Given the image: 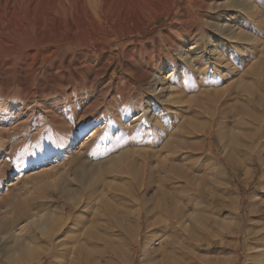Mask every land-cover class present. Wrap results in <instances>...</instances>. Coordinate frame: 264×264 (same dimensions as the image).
<instances>
[{"label":"rangeland","instance_id":"1","mask_svg":"<svg viewBox=\"0 0 264 264\" xmlns=\"http://www.w3.org/2000/svg\"><path fill=\"white\" fill-rule=\"evenodd\" d=\"M135 1L122 20L101 0H0V264H51L79 217L84 264H264V0ZM37 21L64 51L9 31Z\"/></svg>","mask_w":264,"mask_h":264},{"label":"bare ground","instance_id":"2","mask_svg":"<svg viewBox=\"0 0 264 264\" xmlns=\"http://www.w3.org/2000/svg\"><path fill=\"white\" fill-rule=\"evenodd\" d=\"M104 3V6L110 4H117V6L119 7V18L120 19H126L128 18L129 20L135 18L136 16H138V11L137 9L140 8V5H138V3L135 0H101ZM105 9V8H104ZM50 17V16H49ZM189 19V17H187V20ZM43 20V19H42ZM42 22V21H41ZM34 22V23H29V25L25 28H21L20 25L15 24L14 26H12L9 31H16L17 33L23 34L22 35V39L24 37L26 43H28L27 45H25L26 47H30L31 49L35 50V51H39V57L43 58V55H48L49 57H52L54 55V50H52L51 53H48V49L51 50L54 47L58 46V44L61 46V50L64 51L65 48L67 46L65 42H67L66 40L62 39L59 36L60 33V29H57L56 26L53 25V23L50 24H46L44 25L43 22ZM216 29V27H215ZM222 29V28H221ZM220 30V29H219ZM220 33V31H218ZM222 34V33H221ZM35 37V38H33ZM21 40V39H20ZM209 46H213L214 42L212 41L211 38H208L206 41ZM23 43V42H22ZM18 45H15V49L13 46V50H11V53L13 54H17L19 57V61H22L23 58H26V54H24V50H25V46H22L21 44L17 43ZM75 46V45H74ZM76 47V46H75ZM29 48V49H30ZM28 49V51H29ZM30 49V50H31ZM215 49H213L214 51ZM26 51V50H25ZM19 53L21 55H19ZM36 56V54H35ZM35 56H31L32 59ZM47 58V57H46ZM24 62V61H23ZM107 66V71L109 70V64H106ZM43 67V66H42ZM146 69V68H145ZM41 71V70H40ZM106 71V75L107 78L110 79L111 76V70L109 72V74ZM139 71V70H138ZM38 72V71H37ZM141 76H140V81L143 83L144 86L146 87H151L153 84L156 85V87H158L159 85L162 84V82L164 81V78H162L161 73L154 75L153 77V83L149 84V79H150V75L142 70L140 72ZM22 79V77H21ZM111 84V83H110ZM153 85V86H154ZM111 85H109L110 87ZM113 87V86H112ZM114 88V87H113ZM112 89V88H111ZM157 95V94H156ZM260 102V100H259ZM242 109L244 110L245 114L250 115L251 111L249 110V108L246 107H242ZM246 138L244 137H240L238 136L237 138L234 139L233 141V145L236 146V148L238 149H242L243 147H245V140ZM230 144V143H229ZM231 146V144H230ZM228 148V147H227ZM227 150V149H225ZM229 151V150H228ZM228 155V154H227ZM230 158V155L228 157ZM127 169V168H126ZM125 169V171H126ZM139 169V168H138ZM129 170V169H128ZM135 170V169H134ZM137 171V170H136ZM140 171V170H139ZM130 172V171H129ZM127 173V172H125ZM138 174V173H137ZM128 178V179H127ZM126 178L124 183H120L122 185H120L119 187L124 188L123 190H125L129 185H132V187L134 188H139L141 187L136 180V173L135 172H130L129 176ZM152 178V177H150ZM147 180V179H146ZM149 180V179H148ZM154 180V179H153ZM151 182V181H150ZM152 186V185H151ZM160 187V186H159ZM142 188V187H141ZM147 188V187H145ZM150 188V187H149ZM119 189V188H118ZM129 189V188H128ZM134 190V189H133ZM142 192V191H141ZM147 194V193H146ZM156 195V194H155ZM130 197V196H129ZM145 200V199H144ZM157 200V199H156ZM121 214V213H120ZM50 216V215H49ZM122 216V215H121ZM42 218V217H41ZM55 219V218H54ZM116 219V218H115ZM77 222L75 225H72V227L68 228L67 234L69 235L68 237H66L65 241L64 239H62L60 236H64L63 234V229H64V224L62 223V221H60V224H58L56 227H54V229L51 228V230L48 231V225H42L41 223H43L42 221L40 222V224H37V229L40 231L41 235L44 236L45 238H50L55 237V239L57 237H60L61 239L58 240H63L62 243L60 242V246H63V249L59 250L58 247L55 244L54 249L50 252L51 253V264H84V262H86L87 260V256H88V252L89 248L88 245L85 244L86 241H91L92 235L93 233L89 232V228L87 230H85V232L83 234H79V236L75 237V234L78 232L79 230V226L81 227L82 221L80 220V217L77 218ZM83 220V219H82ZM36 221V220H35ZM87 220L83 221L86 222ZM53 222V221H50ZM49 222V223H50ZM36 223V222H35ZM34 223V224H35ZM47 223V224H49ZM58 223V221H57ZM45 224V223H44ZM52 226V225H51ZM85 226V224L83 225ZM35 227V226H34ZM88 227V226H87ZM124 229V228H123ZM65 230V229H64ZM82 230V229H81ZM81 230L79 231V233L81 232ZM92 230V229H90ZM127 232V231H126ZM123 233V232H122ZM33 234H35L33 232ZM66 234V236H67ZM32 236V235H31ZM93 239V238H92ZM57 240V242H59ZM71 240V241H70ZM56 241V240H55ZM123 240H120V244L118 245V248H121L120 246L123 245ZM111 242V241H110ZM150 240H147L145 242V246L142 248L143 250V258L142 261L147 260L148 259V254H150V250L146 249V246L149 245ZM59 245V244H58ZM112 245V244H111ZM117 245V244H116ZM148 248V246H147ZM30 250V249H29ZM120 249H118L119 251ZM191 250V249H190ZM189 250V251H190ZM187 253V252H186ZM188 254V253H187ZM74 255V256H73ZM90 255V254H89ZM113 255V254H112ZM189 255V254H188ZM195 255V254H194ZM73 256V257H72ZM189 256H193V255H189ZM118 257V256H117ZM194 257V256H193ZM119 258V257H118ZM116 260V257H115ZM118 261V260H117Z\"/></svg>","mask_w":264,"mask_h":264}]
</instances>
